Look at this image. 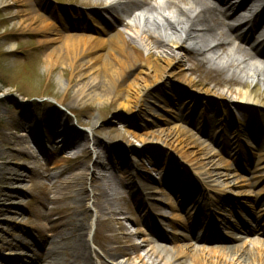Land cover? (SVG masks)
Instances as JSON below:
<instances>
[{"label": "rangeland", "instance_id": "rangeland-1", "mask_svg": "<svg viewBox=\"0 0 264 264\" xmlns=\"http://www.w3.org/2000/svg\"><path fill=\"white\" fill-rule=\"evenodd\" d=\"M105 1L0 0V156L8 157L11 149L21 151L27 158L16 163L34 169L29 179L24 176L26 173L23 170L20 172V176L25 179L20 190L26 192V196L18 203L21 209L18 211L21 232L17 234V238L22 237L31 248L24 252V257L17 264H38L42 252L34 246V242L43 244L44 240L49 241L44 234L49 235L46 231L60 214L75 223L78 196L83 187L89 191L86 201L89 211L87 240L95 254L103 256L99 247V217L102 216L99 205L115 206L123 214L135 218L138 214L136 201L143 199L141 193H138L140 189H145L146 193L152 195L150 200L156 207L166 202V195L176 200V194L182 188L179 184L174 193L166 189V184L174 181L173 178L171 181V177L167 178L168 171H177L185 177V169H178L188 165L196 170V176L192 178H198L199 174L210 178L205 169L192 160L193 154L191 160L186 159L183 152L173 153L156 144L154 137L148 136L158 135L166 127L180 130L184 141L187 138H201L215 157L214 165H221L218 169L220 173L237 174L236 176L248 180L241 184L258 182L253 192L254 195L261 193L262 201L256 208L264 209V131L261 130L264 129V108H251L242 100L232 102L231 99L220 96H227L230 87L239 90L237 84L229 85L230 68L225 69L224 66L210 62V56L198 54L193 50L194 46H189L187 51L181 50L182 61L167 67L164 52L170 54V48L174 45L167 42L164 47V39L151 34L147 43L151 44L156 62L151 66L138 65L130 77V81L137 79L139 84L147 80L149 87L142 94L137 88L131 89L118 99L110 91L103 97L95 95L90 83L97 79L96 75L83 63L79 64L80 67L65 61L55 62L54 66L47 65L48 55L60 45L59 37L53 31L49 34L37 31L40 24L44 21L56 27L64 25L67 27L64 32L66 36L92 37L95 26H101L105 19L112 18V11L107 9ZM160 2L176 3L185 10L197 9L215 27L221 29L219 32L225 31L221 18L204 11L203 7L192 0H123L130 9L158 6ZM123 24H128L126 16L119 13L115 25L119 28ZM125 26L119 29L125 31L126 47L131 51L134 45L132 38L137 35L129 29L130 26ZM46 40H55L56 44L45 45ZM160 40L163 41L162 44ZM207 43L204 40L203 44ZM236 44L240 45V42ZM227 51L224 48L223 52ZM156 71H161L158 77ZM144 74L150 75L145 77ZM235 77L239 80L238 75ZM98 82L99 80L94 84L97 85ZM83 89L87 92H81ZM190 108L198 111L191 110L192 115H183L186 113L183 111L181 118H175L182 110ZM62 116L67 118L65 135L68 138L80 136L75 145L68 147L75 150L66 157L61 156V152L66 150L63 145L56 148L54 144H50L64 139L59 124ZM200 118L209 119L203 121L200 127L205 134L197 131V120ZM164 119H168L170 124L164 125ZM210 125H216V130L212 132ZM33 138L42 144L36 145ZM222 138H226V142L236 141L242 151L226 147ZM97 151L101 153L100 159H97ZM208 164L211 169H215L211 163ZM239 165L246 167L251 173H237L236 167ZM229 166L233 168L227 172L226 167ZM210 181L214 183H207L216 190L224 189L225 182L216 179ZM106 187L111 188L107 194L103 191ZM235 190L244 191L240 188ZM253 200L255 196L249 200L245 196L238 199L228 194L223 199V205L211 208L207 215L192 213L198 216L196 234L203 237L208 228L215 225L220 233L225 234L227 226L241 220V215H249L248 205L245 204L253 205ZM158 208L160 214L168 217V221L161 224L164 231V226H172L169 221L172 211ZM188 209L187 206L184 211L186 215L192 212ZM51 212L52 217L47 218ZM104 217L110 219L108 215ZM9 219V215L0 214V222ZM201 221L206 225H201ZM263 223L264 221H252L250 226L256 227ZM126 224L128 230L124 232L112 222L111 231H103L102 235L108 239L114 235L122 238L120 245L112 246L133 253L137 264H142L138 261V255L145 257L148 263L159 262L160 259L150 253L149 245L143 242V235H137L132 240L134 245H143L144 249L138 254L129 250L131 244L125 233H145L147 227L129 221ZM0 227L5 228L3 225ZM105 227L104 223L102 228ZM38 228L41 233L37 232ZM179 231L185 233L181 228ZM95 232L98 235L96 234L94 244L92 236ZM25 233L28 235L25 236ZM166 236L171 240L175 238L173 235ZM5 237L1 232L0 240L5 241ZM189 241L199 247L207 246L192 237L188 241L182 239L178 245L184 246ZM178 245L173 243L171 248L176 250ZM1 256L3 254L0 253ZM94 259L99 264L98 258ZM110 264L127 263L124 256H119Z\"/></svg>", "mask_w": 264, "mask_h": 264}, {"label": "bare ground", "instance_id": "bare-ground-1", "mask_svg": "<svg viewBox=\"0 0 264 264\" xmlns=\"http://www.w3.org/2000/svg\"><path fill=\"white\" fill-rule=\"evenodd\" d=\"M221 1L226 2L228 5L233 4L232 6L239 5V1L236 0ZM241 2L245 3L246 1ZM105 4L107 9L112 11V18L111 20L108 18L105 19L104 24L101 26H95V32L92 34V37L76 38L74 36H66L64 32L67 31V27L64 25L56 27L44 21L40 24L39 28L36 29L37 31L45 34L53 31L59 37L60 45L48 55L47 65L54 66L55 62L65 61L73 64L75 67H80L79 64L83 63V65L89 67L96 75L97 79L94 82L99 80L97 85L94 82L90 83L92 85L90 87L96 93L95 95L97 97L106 96V93L110 91L111 94L115 93L119 99L127 91L136 88L142 94L149 87L147 80H143L139 84L136 82L137 79L130 81V77L138 65L151 66L156 62L151 51V44L147 43L151 38L150 35L154 34L164 39V47L167 42H172L174 45L170 48V54L164 52V62L167 67H171L173 63H180L182 61L180 51H187L189 50V46H194L193 50L198 52V54L210 56V62L224 66L225 69L230 68L231 81L229 85L237 84L236 86L239 87V90L230 87L227 96L220 95L221 97L229 98L232 102L242 100L251 108H264V67L259 61L260 55L255 51L250 50L251 52H249L243 40L241 41V46L236 44L243 38L241 31H244L249 26L246 24L249 22H244L240 16L237 19L240 24L239 27L233 28V30L228 32L224 31L223 33L222 31L219 32L221 29L215 27L212 22L208 21L204 13L197 9L194 11L192 9H182L176 3L160 2L158 6H149L148 8L139 7L135 9H130L129 6L123 3V0H106ZM119 13L125 14L126 23H128L127 26H130L129 29L137 35V37L132 38L134 45L131 51L126 47L127 38L125 31H120L119 29L125 25L123 24L119 28L115 25ZM263 20L264 17H258L254 19L253 24H261L264 22ZM236 31L239 32L238 35L234 34ZM126 34L128 33L126 32ZM219 36L224 37L221 38ZM211 38L214 40H208ZM204 40L208 41L206 45L203 44ZM257 43V41L254 42V47ZM44 44L52 46L56 44V41L46 40ZM224 48L228 51L223 52ZM159 74H161V71H156L157 77ZM166 74L164 70V78H166ZM144 75L148 77L150 74ZM235 75L239 76L237 78L239 80H236ZM219 86L222 85L219 84ZM81 92H87V90L83 89ZM191 110L198 111L196 108H190L187 111L182 110L175 118H181L184 112L186 113L183 115H187L188 113L192 115ZM208 120V118H200L197 120V124L199 125L197 131L200 134H205L201 131L200 127H202L203 121ZM66 121L67 118L64 116L59 120L60 127L62 128L61 133L64 137L63 141H53L50 143L54 144L53 146L56 148L62 145L66 148V150L61 152V156L63 157L74 152L75 149L68 147L75 145V142L80 139L79 135L75 136V138H68L65 135L64 129L68 126ZM169 124L170 121L164 119V125L167 126ZM209 127L212 132L214 129L216 130V125H210ZM261 130L264 131V129ZM222 134L226 136L225 132H222ZM235 135L237 134L235 133ZM148 136L154 137L156 144L164 146V148L169 149L173 153L183 152L186 159L189 158L191 160L193 154L194 158L192 160L197 162L202 169H205L206 175L211 176L210 178H205L202 174H199L197 176L198 178H192L196 176L194 173L196 170L188 165L181 166L178 169H185V177L177 171L167 172V178L171 177V181L172 178L174 181L169 184L167 183L166 189L174 193L180 184L182 191L184 190L183 193L179 190L176 194V200L172 199L170 195H166V202L158 206L172 211L169 221L172 225L170 227L172 228L171 233L175 238L171 241L166 237L161 229V224L167 222L168 217L159 213L160 209L150 200L152 195L146 193L145 189H140L138 193H141L143 199L136 201L138 214L135 218L123 214L115 206L99 205L100 212L102 213V216L99 217V223L101 225L98 233L99 240L101 241L99 247L102 250L103 256L96 255L87 240L89 211L86 208V201L89 197V191L83 187L78 196L79 205L76 209L77 212H75V223H71L65 215L60 214L53 221L52 226L47 231L45 230L50 236L44 234V237L49 239V241L44 240L43 244L34 242V246L42 252L37 263L97 264L94 259V257H97L99 264H110V262H115L119 256H124L127 264H137L138 262H136L133 253H127L128 250L124 248L112 246L114 244L120 245L122 238L114 235L111 239H108L102 235L103 231H111L112 222L117 224L119 230L126 232L128 230L126 222L129 221L132 224L145 225L150 232V236H146V233L143 232L136 233L135 235L125 233L126 238H128V243L131 244L129 250L138 254L144 249L143 245H134L132 240L137 235H143L145 236L143 242L149 245L150 253L155 254L160 259L159 262L148 263L145 257L138 255V261L142 264H264V241L248 239L240 245V242H242L240 240L241 237L235 235V232L249 227L251 221L264 219V209L257 210L256 208V205L261 201V193L254 195L255 192H253L257 187V183L250 181L246 184H241L242 181L248 180H245L242 176H236L237 174L220 173L218 169L221 165L220 167L217 164L214 165L213 161L215 157L211 155L210 148L201 138L199 140L187 138L184 141L181 131L170 127L159 131L158 135L151 134ZM136 137L138 136L136 135ZM210 139L212 140L211 136ZM33 142L36 145L42 144V142L34 138ZM222 142L226 147L229 146L231 149L241 150L236 141L235 143L233 140L232 142H226V138H222ZM25 148L27 147L25 146ZM96 154L97 159H100L101 153L97 151ZM25 158L27 157L23 152L13 149L10 150L8 157L0 156V214L10 216L9 220L0 222V225L5 227H0V233L3 232L6 236L5 241L0 240V253L3 254L0 257V264H17V261L24 257V252L31 248V245L22 237L17 238V234L21 232L18 223V211H21V209L18 207V203L26 196V192L20 190V186L25 181L20 176V172L23 170L26 173L24 176L28 179L34 172L33 168L16 163ZM208 163L215 166V169H211ZM226 168L227 172H229L232 171L233 166ZM236 172L247 175L251 173L250 170H243L238 166L236 167ZM212 179L225 182L224 189L216 190L211 184L207 183L211 182L210 180ZM237 188L244 189V191L238 192L235 190ZM110 189V187H106L103 191L107 194ZM228 194L238 199H242L245 196L249 200L252 196H255V200H253L255 201V203L253 202L255 205L245 204L248 205L246 206L249 210L248 217L242 215L241 221H237L227 228L228 233L225 236L218 233L215 228L211 233L207 231L203 238L195 237L198 242L203 241L207 246L199 247L190 241L184 246L178 245L182 239L188 241L190 237H194L195 216L192 213L195 212L199 215L207 214L211 208L223 205V199ZM187 206L189 208L188 210L192 211H188V217L184 212ZM52 215V212L49 213L47 218H51ZM106 215L110 216V219L105 218L104 216ZM104 223L107 227L102 228ZM201 225L203 224L201 223ZM179 228L183 229L185 233L179 231ZM40 231L41 229L38 228L37 232L41 233ZM250 231L252 234L264 238V225L262 227L251 228ZM42 232L44 233V231ZM96 234L95 232L92 236L94 244ZM26 235L28 234L25 233ZM236 240L239 243L233 245L234 243L232 242ZM173 243L175 246L178 245L176 250L171 248ZM150 253L147 254V257L150 256Z\"/></svg>", "mask_w": 264, "mask_h": 264}]
</instances>
